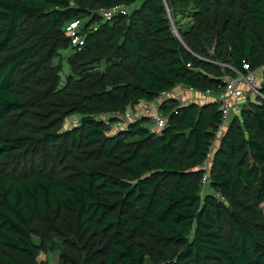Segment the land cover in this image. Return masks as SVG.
<instances>
[{
	"label": "trees",
	"instance_id": "16d2710c",
	"mask_svg": "<svg viewBox=\"0 0 264 264\" xmlns=\"http://www.w3.org/2000/svg\"><path fill=\"white\" fill-rule=\"evenodd\" d=\"M116 5L129 13L103 21ZM244 64L264 74V0H0V264H264V99L239 98L205 186L216 101L171 98L162 130L111 129Z\"/></svg>",
	"mask_w": 264,
	"mask_h": 264
},
{
	"label": "built area",
	"instance_id": "2783aa9c",
	"mask_svg": "<svg viewBox=\"0 0 264 264\" xmlns=\"http://www.w3.org/2000/svg\"><path fill=\"white\" fill-rule=\"evenodd\" d=\"M128 13V8L123 5H116L111 8H101L98 10V14L101 16L103 21H110L117 15L125 16ZM79 25V21H73L66 27V32L71 39L72 46L83 45V40L78 34ZM175 31L176 30H174L173 33L177 37L178 35ZM212 51L213 50H211V52ZM243 69L245 71L244 74L234 71V76H224V87L218 92H212L210 90L196 91L193 89L180 87L179 89H182V91L184 92L183 94L186 96V98H184L181 96V94H178L176 92L162 91L153 100L142 101L134 111L127 110L126 112H124L120 116L119 120H117V122L115 123L114 130L123 129L126 126L127 122L134 121L136 119H139L140 117L149 118L153 124V129L155 131L162 130L166 127L167 121L164 116L157 112V109L161 101H167L171 98H174L181 105L187 104L185 100L190 102L197 100L216 101L218 103V109L220 111V123L217 127L214 139L202 165L204 173L202 175L201 185L205 186L206 184H208V168L213 148L217 140L221 138V136L225 133L230 116L241 109V101L239 100V98L245 96L246 90H248L253 92L256 96L264 99V95L261 94V87L264 84V74L260 77H257V70L250 69L247 64L243 65ZM155 101H158L159 103H155ZM154 104L158 105L155 106ZM153 106H155V114L152 113ZM76 123L77 120H74L71 124ZM214 195L219 201H223V196L220 193H215Z\"/></svg>",
	"mask_w": 264,
	"mask_h": 264
},
{
	"label": "rangeland",
	"instance_id": "374dc122",
	"mask_svg": "<svg viewBox=\"0 0 264 264\" xmlns=\"http://www.w3.org/2000/svg\"><path fill=\"white\" fill-rule=\"evenodd\" d=\"M83 20L84 19H82V21ZM186 23H187V20H184V21L182 20L181 25L183 27H185ZM62 53L68 54L69 50H63ZM62 70H63V74H67L69 72L68 66H67L66 62L63 61V60H62ZM262 75H263V73H261V72L258 73L257 72V77H260ZM177 93L181 94L182 97L186 98V96L183 94L184 92L182 91V89H179ZM246 96L249 98V100H251L253 102L257 101L256 95L253 92H251V91L246 90ZM197 101L200 103V102H204L206 100H204V101L197 100ZM155 103H159V102L155 101ZM154 105L157 106L158 104L157 105L154 104ZM155 106H153V112H152L153 114L156 113ZM74 120H77V119H71V121L70 120L69 121H70V123H72V121H74ZM64 127H67V121L65 122ZM148 127L150 129H153V124H152L151 120L149 121ZM111 129H114V125L111 126ZM261 209L264 211V202L261 205ZM62 221H65V222H67L69 224L71 219L68 218L67 220H62ZM46 226H47L46 224L42 223L41 224L42 230H44L46 228ZM34 239H35L36 242H38V238L35 237ZM42 259H46L47 260V264H58V262H59V252L58 251H48V252H46V255H44V253H40L39 256H38V260H42ZM146 264H149V263H146Z\"/></svg>",
	"mask_w": 264,
	"mask_h": 264
},
{
	"label": "water",
	"instance_id": "95a60500",
	"mask_svg": "<svg viewBox=\"0 0 264 264\" xmlns=\"http://www.w3.org/2000/svg\"><path fill=\"white\" fill-rule=\"evenodd\" d=\"M175 30V29H174ZM174 30H173V32H174ZM176 32V31H175ZM177 33V32H176ZM178 35V34H177Z\"/></svg>",
	"mask_w": 264,
	"mask_h": 264
}]
</instances>
